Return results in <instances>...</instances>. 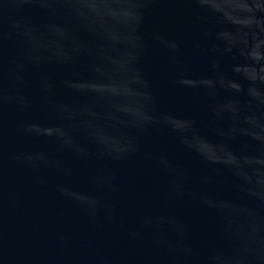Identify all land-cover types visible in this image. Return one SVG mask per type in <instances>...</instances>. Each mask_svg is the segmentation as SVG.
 Wrapping results in <instances>:
<instances>
[{
	"label": "water",
	"instance_id": "water-1",
	"mask_svg": "<svg viewBox=\"0 0 264 264\" xmlns=\"http://www.w3.org/2000/svg\"><path fill=\"white\" fill-rule=\"evenodd\" d=\"M0 264H264V0H0Z\"/></svg>",
	"mask_w": 264,
	"mask_h": 264
}]
</instances>
